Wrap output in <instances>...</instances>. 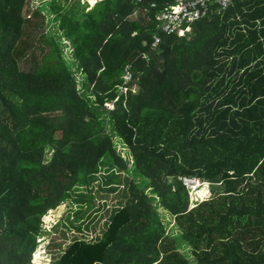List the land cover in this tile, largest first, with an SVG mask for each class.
Segmentation results:
<instances>
[{
	"label": "trees",
	"instance_id": "16d2710c",
	"mask_svg": "<svg viewBox=\"0 0 264 264\" xmlns=\"http://www.w3.org/2000/svg\"><path fill=\"white\" fill-rule=\"evenodd\" d=\"M33 1L0 0V264H46L59 205L121 188L100 236L51 264H191L159 209L196 264H264V0L214 5L183 36L157 26L174 0ZM181 177L204 183L191 208Z\"/></svg>",
	"mask_w": 264,
	"mask_h": 264
},
{
	"label": "rangeland",
	"instance_id": "374dc122",
	"mask_svg": "<svg viewBox=\"0 0 264 264\" xmlns=\"http://www.w3.org/2000/svg\"><path fill=\"white\" fill-rule=\"evenodd\" d=\"M49 0H34L31 2V8L35 9L37 6H41L43 2H46ZM87 2L88 6H93L94 4L91 3L89 0H83ZM100 1V0H95ZM94 2V1H93ZM45 10V9H43ZM43 14L46 15V30L48 33L53 34L55 36L61 35V32L56 30L57 28V22L55 21L54 16L50 17L46 11H42ZM142 16V14L138 11L134 12L131 16H129V19H137V17ZM134 34V33H133ZM64 44L63 46H66L64 49V54L66 57V60L71 63V67L73 72H75V77L79 81V88H82V75L80 74L77 64L74 63V56L72 55L73 48H71V44L67 42V40H63ZM72 51V52H71ZM137 88L134 86L132 87V92L136 93ZM107 109H110L112 107L111 103H108V105H105ZM109 132V130H108ZM113 135V133H111ZM114 146L116 148V151L120 154L122 159H129L130 164H132V155L130 151L126 148L125 145H123L117 138H113ZM52 152L47 154L46 159H50V155ZM124 175L121 176V179H124ZM204 183L200 182L199 185H203ZM98 184H95L93 188L95 187V190L92 191L93 196L99 197L98 194L100 190L98 191ZM198 185H193V187H190L189 185H185V188L188 191L189 195V208H191V192L192 190ZM200 187V186H199ZM198 187V188H199ZM209 188V185H208ZM123 189L117 190L116 193H109V194H102V197L105 198L103 200H98L95 204L96 206L94 208L88 209L87 207L83 208H72L68 207L67 203L60 204L59 206L62 207L60 212V217L57 220V222L50 227L49 230H46V232H42V229L40 233L38 234V237L36 239L38 244L39 236L41 235L43 238H46V241L44 246L42 247V250L44 251V256L48 259L46 261V264H51L52 256H54L56 253H59L60 246L65 247L68 242L71 240H74L77 237H86L88 240H91L92 238H96L97 236H100L101 230L104 228L105 224V218L106 213L109 211L110 208H114L118 204H123V200L120 199L121 191ZM98 191V192H97ZM146 193H149V189L145 190ZM209 196H211L209 191ZM100 198V197H99ZM205 198L204 200H206ZM202 202V201H201ZM198 202H196L197 204ZM60 211V210H59ZM160 218L162 223L167 228V231L169 234L174 236L176 240V244H178L179 250L182 254H184L190 261L191 264H196L195 260L192 256L191 249L184 245L185 243L178 238L179 237V229L175 226V223L173 221V218H170L166 215L165 212H163L161 209L159 210ZM43 218V217H42ZM167 218V219H166ZM60 221V222H59ZM62 223V227L60 225H57L59 223ZM42 219H41V228H42ZM39 245V244H38ZM33 264V262H32Z\"/></svg>",
	"mask_w": 264,
	"mask_h": 264
},
{
	"label": "built area",
	"instance_id": "2783aa9c",
	"mask_svg": "<svg viewBox=\"0 0 264 264\" xmlns=\"http://www.w3.org/2000/svg\"><path fill=\"white\" fill-rule=\"evenodd\" d=\"M141 2L142 0H135L136 4ZM231 4L232 0H174L172 4L165 5L164 8L157 10L155 14L156 19H158L157 26L167 34L183 36L190 31L191 23L212 11V6L217 5L218 11H224ZM149 7L154 8L155 4L151 3ZM153 37L156 43L158 37L155 35ZM123 79L125 83L130 81L131 74L128 70L125 71ZM123 90L125 91V89ZM180 179L184 185H189L190 187L200 183L197 178L181 177Z\"/></svg>",
	"mask_w": 264,
	"mask_h": 264
},
{
	"label": "crops",
	"instance_id": "0c3cea01",
	"mask_svg": "<svg viewBox=\"0 0 264 264\" xmlns=\"http://www.w3.org/2000/svg\"><path fill=\"white\" fill-rule=\"evenodd\" d=\"M160 210V209H159ZM162 210V209H161ZM163 211V210H162ZM163 212H165V211H163ZM166 213V212H165ZM166 215L167 216H169L170 218H172L168 213H166ZM167 219V218H166ZM174 221V220H173ZM165 226V225H164ZM167 227V226H166ZM166 234H169V232L167 231V228H166ZM170 235V234H169ZM172 235V234H171ZM174 237V236H173ZM184 245H186V244H184Z\"/></svg>",
	"mask_w": 264,
	"mask_h": 264
},
{
	"label": "bare ground",
	"instance_id": "6f19581e",
	"mask_svg": "<svg viewBox=\"0 0 264 264\" xmlns=\"http://www.w3.org/2000/svg\"><path fill=\"white\" fill-rule=\"evenodd\" d=\"M92 2H93V0H92ZM197 185H198V186H196L192 191L198 189V187L201 186V185H199V183H198Z\"/></svg>",
	"mask_w": 264,
	"mask_h": 264
}]
</instances>
